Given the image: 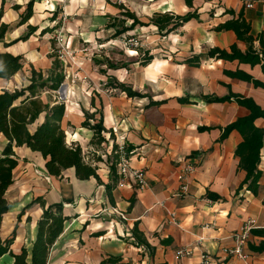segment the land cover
Instances as JSON below:
<instances>
[{
	"label": "crops",
	"instance_id": "crops-1",
	"mask_svg": "<svg viewBox=\"0 0 264 264\" xmlns=\"http://www.w3.org/2000/svg\"><path fill=\"white\" fill-rule=\"evenodd\" d=\"M30 1L0 0V26L3 23L9 25L5 37L9 44L0 43V52L22 55L23 69L29 65L46 73L43 67L50 70L53 60L50 48L55 47V40L50 37L60 26L59 7L64 0H33L32 14L22 23ZM68 1V7L76 14L88 0ZM101 1L108 7L107 11L113 13L116 6L107 0ZM153 6L157 8L156 12L184 15L192 11L197 12L198 17L165 35L159 33L156 26H144L156 29L157 34L150 39L158 42L149 52L154 56L152 61L133 67L141 75L130 79L133 76L130 74L126 80L132 68L130 64L123 69L107 66L101 70L108 80L114 77L116 81L148 94L133 98L119 88L111 87L119 89L138 107L125 112L120 99L103 93L88 96L81 102H73L75 99L69 95L63 96L66 112L62 127L67 135L71 132L76 137L74 143L83 149L96 146L91 143L94 131L83 126L86 113H96L97 119L103 115L107 128L103 133L106 138L103 144L108 146V160L98 159L104 165L100 164L101 168L92 163L98 167L101 181L94 176L80 179L74 168L66 169L62 176L51 175L41 152L27 146H10L7 137L0 132V156H10L18 162L14 169L15 182L7 193L10 209L4 214L1 226L3 238L16 229L11 246L14 251L25 246L31 252L43 208L39 204L29 205L35 198L42 197L55 213L68 217L63 233L51 250L49 264H100L109 257L120 258L122 264H199L203 252L211 256L213 264H264V253L249 248L250 243L258 245L264 241V236L254 235L251 231L244 245L249 255L247 260L224 251V248L236 245L234 234L244 227L264 228V146L259 164L263 172L260 188L254 194L246 186L242 188L246 171L239 167V157L235 155L243 140L241 133L233 130L221 140L223 128L248 115L250 110L235 100L209 103L203 97H223L234 92L252 97L264 108V88L225 73L226 70H243L264 82L261 64L209 55L211 48L230 49L233 44L246 51V42L239 40L233 30H215L220 23L238 17L241 10L251 24L255 47L260 50L259 38H264V0H253L252 7H248L245 0H193V7H189L186 0H158ZM120 10L122 13L123 9ZM228 10H234L235 15ZM30 26L36 30L27 39H19L30 32ZM196 58L198 65L188 63ZM14 77L9 80L0 77V93L15 91L16 88H8ZM65 85L63 83L60 88ZM38 97L47 102L43 95ZM180 98H186L190 103H183ZM151 99L157 103L150 105ZM43 121L44 113L30 125V131L34 132ZM256 125L264 128V118H258ZM205 126L210 128L200 130ZM115 128L134 150L132 167L146 171L147 186H119L118 174V180L113 181ZM108 183L112 185L111 191L106 188ZM184 185L186 189H183ZM15 186L16 193L12 192ZM208 192L218 195L219 199L208 197ZM10 193L15 194L14 204ZM114 208L124 212L127 219L113 213ZM172 214H175L174 219ZM136 223L151 249L136 244L132 236ZM181 248H193V254L179 258L176 251ZM13 262L14 258L9 254L0 257V264Z\"/></svg>",
	"mask_w": 264,
	"mask_h": 264
},
{
	"label": "trees",
	"instance_id": "trees-1",
	"mask_svg": "<svg viewBox=\"0 0 264 264\" xmlns=\"http://www.w3.org/2000/svg\"><path fill=\"white\" fill-rule=\"evenodd\" d=\"M186 4L189 7H193V0H186ZM32 6L33 0L29 2L28 11L22 16V23L31 16L33 11ZM120 8L123 9V18L119 20V24L113 25L116 27V34L125 33L128 30L134 29L136 26L144 27L153 25L158 28L159 33L165 35L175 31L192 18L198 17L197 12L192 11L184 15L170 11L155 12L149 22H144L139 19L135 12L126 9L122 4ZM228 12L235 15L234 10H228ZM1 15L2 11L0 12V17ZM127 20L131 21L129 26H125ZM120 25L122 28H120ZM8 29V24H1L0 43H4L6 46L9 44L5 41ZM35 30V27L30 26V32L19 39H27ZM215 30H233L239 40L246 42L247 49L246 51H242L237 44H233L230 49L215 47L209 50L211 57L225 60H239L240 62L250 63L252 65L261 64L264 72V38L260 36L261 49L258 50L254 44L255 37L251 34V24L244 17L243 10L239 12L238 17H234L217 25ZM145 55L146 57L139 61L140 65H147L154 58L149 52L145 53ZM50 57L53 60L47 75H44L42 70H37L34 66H31L30 84L28 86L20 89L16 88L15 91L3 90L0 93V132L7 137L10 146H27L33 151L41 152L46 159V169L51 175L62 176L66 169L74 168L76 176L80 179H89L94 176L101 181L97 173L98 167L86 160L81 145L75 143L69 144L67 142V134L62 127V121L66 112L65 102L56 101L52 104L50 102H44L38 97L41 91L58 90L66 79L65 64L61 60L60 55L53 51ZM197 59H190L188 63L198 65L199 62ZM23 67L24 61L22 55H14L6 51L0 52L1 78L9 80L22 70ZM108 67L118 68L116 64L112 63H109ZM225 73L230 77L252 82L256 87L264 88V82L254 78L243 70H226ZM109 81L110 83L112 82L111 86L119 88L128 97L142 98L148 96L146 93L134 90L132 86L126 83L116 81L114 77H109ZM203 97L209 103L235 100L250 110L248 115L238 118L223 128L221 140L225 139L233 130L241 133L243 140L237 146L235 155L239 157V167L246 171V178L242 184V188L246 186L248 190L257 194L263 173L259 169V164L261 161V150L264 146V128L257 126L256 120L258 118H264V108L252 97H245L242 94L234 92H230L223 97L209 95ZM180 101L190 103L186 98H180ZM154 103L157 102L152 99L149 102L150 105ZM43 113L44 121L37 126L34 132H31L30 125L36 122ZM91 119L95 121L93 124L90 121ZM83 126L94 131V136L91 141L92 144L101 146L106 142L103 133L107 132V128L104 126L103 115L97 119L96 113H86V120L83 122ZM209 128L207 126L200 127V130ZM116 149L117 144L115 143L112 153L113 163L111 164V172L114 175L113 181L118 180L116 163L119 156L115 153ZM128 150H132L131 146H129ZM17 164V160L10 156H0V257L9 254L14 258L13 264H49L51 250L57 239L63 233L68 217L55 213L51 206H46V202L42 197L35 198L29 205L39 204L43 208V213L38 219L37 237L31 252L25 246L19 251H14L11 248L15 239L16 229L7 238L2 237L3 229L1 234L3 216L10 209L7 193L15 182L14 169ZM106 188L108 191H111V183H108ZM207 196L212 199H219L218 195L211 192H208ZM24 212L25 210L22 213ZM30 219L31 217H28V220ZM251 232L254 235L264 236V228H252ZM132 236L137 245H143L151 249V245L139 229L137 223L132 230ZM249 248L254 252L264 253V241H261L258 245L250 243ZM119 261L120 258L118 257H109L104 259L100 264H122Z\"/></svg>",
	"mask_w": 264,
	"mask_h": 264
},
{
	"label": "rangeland",
	"instance_id": "rangeland-1",
	"mask_svg": "<svg viewBox=\"0 0 264 264\" xmlns=\"http://www.w3.org/2000/svg\"><path fill=\"white\" fill-rule=\"evenodd\" d=\"M88 1L80 7L79 11H76V14L68 7V0H64L62 5H60L61 23L51 34L50 39L54 38L55 47L53 48L52 46L50 50L59 54L65 64L67 76L64 83L66 85L64 88L56 91L44 90L41 92V95H43V99L47 102L63 101L64 95L74 98L75 101L73 102H81L80 100L83 101L88 96L94 97L95 95L99 96V93H103L120 99L119 103L126 109V112L129 108L138 107V105L130 103L126 95L119 89L113 90L107 76L101 70L107 68L109 63L120 66V69L130 64L132 68L129 70V74L127 73L125 79L128 80L130 74L133 75L131 78L129 77L130 79L137 77L139 74L141 75L142 73H136L133 67L137 68L140 66L139 61L146 57L145 53L150 52L151 48L158 41L156 39L151 41L150 39L157 34L156 29L152 27L136 26L125 33L116 34V27L113 25L119 24V20L123 18L118 5L123 4L126 9L135 11L141 20L147 22L157 11L153 3L158 0H147L145 2L141 0H107V3L116 6L111 11L113 13L107 11L108 7L104 4V1ZM130 24L131 21L127 20L125 26H129ZM72 27L79 30L72 29ZM120 28H122L121 25ZM160 54L158 55L160 56ZM87 65H90L91 68H88ZM43 68L44 72H46L44 74H47L49 69L45 66ZM112 71L117 73L115 70ZM30 75L31 66L27 65L8 84V88L14 90L17 87L21 88L24 85L30 84ZM67 137L68 142L73 144L76 137L71 132ZM112 142L113 136L110 143ZM107 149L108 146L103 144L101 147H84L83 151L88 162L101 168L99 165L101 164L102 167L104 165L98 159L101 158L103 161L108 160V156L106 155L108 154ZM16 190L15 186L12 192L16 193ZM14 193H10L12 204L16 202Z\"/></svg>",
	"mask_w": 264,
	"mask_h": 264
},
{
	"label": "built area",
	"instance_id": "built-area-1",
	"mask_svg": "<svg viewBox=\"0 0 264 264\" xmlns=\"http://www.w3.org/2000/svg\"><path fill=\"white\" fill-rule=\"evenodd\" d=\"M247 1V6L252 7L253 6V0H245ZM117 132V129L115 128V134L117 135L116 138V144L117 149L115 150V153L118 154L119 158L116 163L117 168V174L120 177L119 186L128 185L131 187H145L148 185V178L146 175V171L144 169H136L133 168L131 165V155L134 152V150H128L129 144L127 143V140L119 135ZM187 169H190L187 168ZM48 175L46 174V177ZM180 178H183L180 176ZM187 186H183V189H186ZM113 213L118 214L121 218L127 219L124 212L120 211L117 208L113 209ZM173 219L175 218V214H172ZM251 226L244 227L240 232H237L234 234V238L236 240V245L233 248H224V251L228 254L237 255L240 258L247 260L249 255L244 250V245L248 241ZM194 249L193 248H181L176 251V254L179 258L190 256L193 254ZM199 264H213V260L211 256L207 252H203L201 254V261Z\"/></svg>",
	"mask_w": 264,
	"mask_h": 264
},
{
	"label": "bare ground",
	"instance_id": "bare-ground-1",
	"mask_svg": "<svg viewBox=\"0 0 264 264\" xmlns=\"http://www.w3.org/2000/svg\"><path fill=\"white\" fill-rule=\"evenodd\" d=\"M8 218V216L6 217V219Z\"/></svg>",
	"mask_w": 264,
	"mask_h": 264
}]
</instances>
